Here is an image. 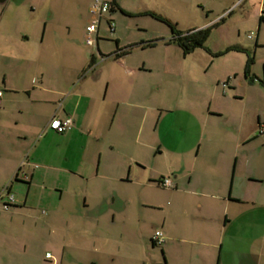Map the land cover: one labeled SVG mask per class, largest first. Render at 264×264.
<instances>
[{
    "label": "crops",
    "instance_id": "crops-1",
    "mask_svg": "<svg viewBox=\"0 0 264 264\" xmlns=\"http://www.w3.org/2000/svg\"><path fill=\"white\" fill-rule=\"evenodd\" d=\"M109 1L115 4L114 9L99 25L96 48L81 49L72 38L60 44L53 39L52 27L56 25L52 18L41 22L38 45L21 42L10 32V22L4 21L12 2L0 0V204L3 208L7 193H12L15 202L3 211L11 221L16 216L30 220L28 224L23 222L17 237L14 232L7 235L17 238L24 248L9 249L8 259L5 250L0 249V264H101L85 256L91 250L99 252L97 241L107 243L118 237L119 243L130 244L134 232L143 249L150 250L151 245L154 250L157 231L164 236L157 264H264V204L263 208L256 206L258 195L255 197L250 189V185H261L262 180L249 176L245 181L242 173L248 171L249 164L245 169V159L240 158V151L256 138L259 124L264 123V112L257 109L258 97L242 91V87L253 88L255 82L264 87L253 69L254 53L264 50V0H172L175 9L187 12L183 24L142 0H136L142 3L136 7L124 0ZM157 1L153 0L155 4ZM151 19L163 24L159 19L167 20L182 34L209 28L205 46L213 54L224 53L230 47L244 51L213 56L197 49L184 56L180 47L169 42L171 29L168 27L169 33L157 30L150 26ZM108 20L116 24L113 35L109 34ZM39 24L35 23L37 29ZM102 28L113 40L107 55L101 50L105 42ZM228 32L238 39L246 33L253 43L244 44ZM214 35L224 42L216 50L209 46ZM158 46H176V61L199 51L206 54L211 65V59L225 57L233 58L236 64L213 69L214 90L198 98L150 104L144 76L154 69L172 68L148 53ZM118 50L122 52L115 56ZM252 52L253 64L246 76ZM101 55L109 59L100 62ZM93 64L96 66L91 69ZM220 85L230 93L221 90ZM150 113L157 125L164 123L154 147L156 155L166 158L169 174L152 170L148 181L146 177L133 178V166H145L142 149L153 148L143 138ZM184 114L190 121L184 122L189 126L187 133L194 132L188 148L181 147L169 133V117L181 120ZM250 115L252 118L246 121ZM54 117H71L73 128L65 134L55 133L49 128ZM215 120L224 122L219 125ZM223 132L232 137L228 135V141L223 142ZM120 139L125 144L131 140L129 147L122 149L132 153L124 161L113 159ZM196 144L199 148L193 157ZM166 177L172 179L175 193L150 230H134L128 209L130 195L119 209L97 200L91 205L87 197L83 206L80 203L85 184L125 179L126 183L147 187L152 182L159 185ZM39 184L40 193H35ZM245 184L249 185L247 190ZM86 210L89 214L83 215ZM91 219L90 228L87 224ZM87 237L91 243L84 245ZM84 250L86 253L81 254ZM115 256L111 255L112 261Z\"/></svg>",
    "mask_w": 264,
    "mask_h": 264
},
{
    "label": "rangeland",
    "instance_id": "rangeland-1",
    "mask_svg": "<svg viewBox=\"0 0 264 264\" xmlns=\"http://www.w3.org/2000/svg\"><path fill=\"white\" fill-rule=\"evenodd\" d=\"M124 1L125 4H130L134 7H136L138 4H142L136 0ZM213 1L216 0H209V2ZM11 2V8L9 9V12L7 13L4 21L10 22V32L14 36H18V38L21 39V42L24 41V43H28L29 41V45H38V42H40V38L42 35L43 25L41 24V22H45V20H50V18H52V20L54 21H52V23L56 25L52 27V35L54 37L53 39L56 40L58 44L61 43V40L70 42L69 39L72 38L74 42L77 41L76 43L79 44L81 49H87L84 42L85 33L83 31L87 18V3H90L89 0H11ZM142 2H144L145 4H150L153 10H157L161 13L168 15L169 17H171L172 20H176L175 22L179 21L180 24H183L185 22L184 19L187 12L175 9L172 4V0H170V3L166 4H164L163 0L157 1L159 2L158 4H155L153 0H142ZM90 19L91 16L89 15L88 24L90 22ZM37 22L40 23L38 29L35 25V23ZM150 26H153L157 30L167 31L168 33L170 32V29L166 24H163L156 19L150 20ZM230 28L232 29V25H229V29ZM233 30L235 32V29ZM1 31L2 30H0V33H2ZM69 32L71 33V36H68ZM231 32L234 33L233 31ZM101 34L105 37V42L101 43V50L105 55H107L108 52H110V50L113 48V44L112 42H110L113 40L108 39L110 36L108 32H106L105 28L101 29ZM228 34L231 35V38H236L244 44L251 45L253 43V41L247 38L246 33H243V36L239 39L237 37L232 36L230 32H228ZM222 43L224 42L220 41L219 38H216L214 35V37L211 38L209 42V46L213 48V50H216L217 47ZM176 49V46H172L169 48L166 46H158V48L149 50L150 52H148L150 53L151 57L155 56L157 61L162 60L164 63L163 66H165V62H167L168 64L166 65L172 67L170 69H154L153 72H150L149 74H146L144 76V84L147 85L150 104L154 103L155 101L172 103L171 101L180 98H198V96L207 93V91L214 90L213 85L216 80V74H214L215 71H213V69H226L229 64H236V61L233 58L225 57L221 59L215 58L216 60L211 59V61H214L211 65L206 54L199 51L195 52L194 54L190 55L185 59L180 58L178 61H176L174 59L176 55ZM250 56H253V52ZM254 56L256 58L255 65L253 66L254 72L258 76H260V81H264V50L262 52L259 51L257 55H255L254 53ZM255 83L256 84L255 86H253V88H250L249 86H247L246 88L242 87V91H244L246 95H251L252 97L257 96L259 99V103H256L259 105L257 109L261 108L264 112V87L257 82ZM220 89H225L227 90V93L229 92L227 87L224 88L221 85ZM254 89L256 90V92H253ZM196 103L200 104L198 101H196ZM252 107L256 108L257 106L252 104ZM186 115L187 114L181 116V120L173 119L172 116L169 117V121L167 120L168 124L171 125V127H169L170 136L173 139H177V141L180 142L181 147L184 148L190 147L188 143H190V138L194 134V132H192L191 130H189L191 132V135L187 133L189 126L186 127L184 122L188 124L190 123V121ZM251 118L252 117L250 115L247 116L245 120L247 121ZM215 122L221 125L224 120H215ZM144 124L145 129L143 138L146 137V139L150 142V146H152L153 148L142 149V156L145 166H133V170L135 171H133V178H137V176L138 178L146 177V179L149 181L151 180L150 176H153L151 175L152 170L153 172L168 175L169 168L166 163V158L163 156L156 155L157 147H154L157 146L156 141L158 139V136L162 135L163 133L164 123L161 122L159 125H157L155 119L152 118L150 113L148 120H146ZM183 127H186V130L183 131ZM196 127L197 126L195 125V128ZM133 130L132 133L134 132ZM224 132L222 133L223 142L228 141L226 138L228 135L229 138L232 137L231 134L226 135V133ZM119 142L120 143L117 146L118 152L117 154L115 153L116 155L113 157V159H121V161H124L126 157L128 158V156H130L132 153H125L124 151H122V149L125 146L126 148H128L131 140H128L129 144H125L126 141H122L121 139L119 140ZM194 148L195 151L193 157L196 155L199 145L196 144ZM133 151L134 150H132L131 152ZM240 155V158L245 159V169L248 168L249 164L248 171L246 170L245 173H242L245 181L248 180L249 176H253L252 178L256 176L255 178L262 180L261 185H250V189L253 190L255 197H257L256 195H258L256 206H260L261 208H263L262 205L264 204V134H260L258 132L256 138H254V140L250 143L246 144L245 148L240 151ZM102 173H104L103 170ZM123 181L124 182L99 180L98 182L95 181L94 183L83 185L84 197L82 195L80 203L83 206L84 198L87 197L91 205L97 200V202H105L106 206H115L116 209H119L121 206H123V203L125 204L124 198L130 195L132 202L131 206H128V209L131 215L133 216L132 226L134 227V230L138 229L139 227H145L146 229L150 230L152 228V225H157L158 218L162 213L160 212V210L168 204L171 195L175 193L174 188L165 189L156 184V182H152L151 186L140 187L132 182V184L126 183L125 179ZM247 186L249 185L245 184V190H247ZM40 188L41 185L39 184L35 190V193H40ZM96 195L98 196V199L95 198ZM85 214H89V210H86L83 215ZM0 215L1 219H3V223L1 224L2 231H0V233H3L4 235L0 236V249L5 250L4 256L8 259V257H10L11 255L10 253H8L9 249H17L18 247H20V249H23L24 246L20 243V241L17 240V238H9L10 236L7 235H12L15 233L17 237V232L19 234L22 231L21 228L23 222L27 221L28 224L30 220L27 217L16 216L14 217L13 221H11L8 215L3 211L1 204ZM140 215L142 216L141 218L139 217ZM92 220L93 219H91L90 223L87 224V226H89L90 228L93 225ZM1 221L2 220H0V222ZM138 223H141V226ZM90 231H92V229H90ZM134 234L135 233L133 232V239L130 244L119 243L117 241L118 237L114 239V241H110L107 243L106 241L100 238L101 240L97 241V248L99 249L98 253H95L94 250H91V252L89 251V253H86V249L81 254L86 253L85 256H87V259H97L101 264H157L158 262H160V246H155L154 250H152L151 245L149 246L148 244L150 250H147V248L143 249L141 246V240L136 239V235ZM101 237L104 236L102 235ZM87 242L91 243V239L89 237H87V240H85L83 244L85 245L87 244ZM113 253L114 255H116L114 261H112L111 257ZM22 262H15V264H28L26 262Z\"/></svg>",
    "mask_w": 264,
    "mask_h": 264
},
{
    "label": "built area",
    "instance_id": "built-area-1",
    "mask_svg": "<svg viewBox=\"0 0 264 264\" xmlns=\"http://www.w3.org/2000/svg\"><path fill=\"white\" fill-rule=\"evenodd\" d=\"M112 10V3L109 0H91L90 6V23L87 25L85 30L84 42L85 45L91 48H96L98 40V30L100 23L109 16ZM116 24L113 20H108V31L110 35L114 34ZM252 35L249 36L251 38ZM118 52V54H120ZM118 54H115L118 55ZM114 56V55H113ZM109 57H100L99 61L104 62ZM95 64L92 65L91 69L95 68ZM3 90L0 89V105L2 103ZM73 120L71 117H67L60 120L56 117L52 118L49 123V128L57 134H65L73 128ZM260 134H264V128L260 130ZM159 185L165 189L173 188L172 179L170 177L163 178ZM7 202L4 204L3 208L8 210L15 202L14 195L12 193H7ZM153 243L157 246H162L164 243V236L161 231L155 232L153 236ZM49 256V255H48Z\"/></svg>",
    "mask_w": 264,
    "mask_h": 264
},
{
    "label": "trees",
    "instance_id": "trees-1",
    "mask_svg": "<svg viewBox=\"0 0 264 264\" xmlns=\"http://www.w3.org/2000/svg\"><path fill=\"white\" fill-rule=\"evenodd\" d=\"M114 5L115 4L112 2V11L114 9ZM159 20H162V22H164L171 29L172 39L169 42H173L178 47H180L184 56H187L193 53L197 49H204L213 56H222L232 51H241V50L244 51L243 49H239L238 47H230L224 53L213 54L205 46L209 38V34H210L209 28L205 30L194 31V32L187 33V34H182L181 32L176 30L175 26L172 23L168 22L167 20H163V19H159ZM120 51L121 50H118L115 54H118V52ZM100 57H108V56L101 55ZM252 64H253V58L251 57L248 59V62H247L246 72H245L246 76H248L249 66ZM261 83L264 84L262 81Z\"/></svg>",
    "mask_w": 264,
    "mask_h": 264
},
{
    "label": "flooded vegetation",
    "instance_id": "flooded-vegetation-1",
    "mask_svg": "<svg viewBox=\"0 0 264 264\" xmlns=\"http://www.w3.org/2000/svg\"><path fill=\"white\" fill-rule=\"evenodd\" d=\"M264 128V123L259 124L258 132L260 133V130Z\"/></svg>",
    "mask_w": 264,
    "mask_h": 264
}]
</instances>
